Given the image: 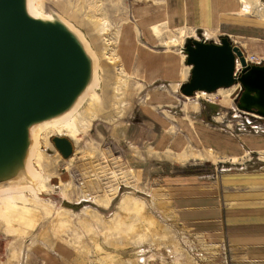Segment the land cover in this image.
<instances>
[{
	"label": "rangeland",
	"instance_id": "1",
	"mask_svg": "<svg viewBox=\"0 0 264 264\" xmlns=\"http://www.w3.org/2000/svg\"><path fill=\"white\" fill-rule=\"evenodd\" d=\"M242 2L251 13L262 12L259 0ZM34 3L37 12L67 23L89 45L98 84L71 125L46 128L39 136L32 159L41 176L37 194L0 196V264H264L229 244L226 231L211 241L209 229L196 227L226 224L223 216L211 217L219 210L217 199L224 207V175L264 172V116L239 108L240 83L229 91L233 86L182 94L191 75L185 47L194 40L227 37L260 65L264 55L248 38L230 34L233 28L202 25L171 31L157 24L153 36L161 44L154 47L144 25L150 28L162 10L149 9L144 31L134 39L127 27L136 0ZM147 52L172 66L165 76L163 62L151 54L148 59ZM213 134L228 150L208 144ZM54 136L71 140L69 158ZM14 207L22 211L8 213Z\"/></svg>",
	"mask_w": 264,
	"mask_h": 264
},
{
	"label": "water",
	"instance_id": "2",
	"mask_svg": "<svg viewBox=\"0 0 264 264\" xmlns=\"http://www.w3.org/2000/svg\"><path fill=\"white\" fill-rule=\"evenodd\" d=\"M28 1L0 0V188L32 183L27 170L32 130L70 110L96 72L81 35L57 17L33 16ZM185 54L191 75L183 95L239 82L244 88L239 108L264 116L253 108L258 100L264 103V65L248 64L227 37L194 40ZM237 62L242 68L234 75ZM52 141L64 158L73 154L68 137Z\"/></svg>",
	"mask_w": 264,
	"mask_h": 264
},
{
	"label": "crops",
	"instance_id": "3",
	"mask_svg": "<svg viewBox=\"0 0 264 264\" xmlns=\"http://www.w3.org/2000/svg\"><path fill=\"white\" fill-rule=\"evenodd\" d=\"M149 1L136 0L135 6L131 8L133 19L127 27V31L134 39H137L138 32L144 31L145 27V35L150 43L154 47L160 46L161 43H157L159 39L153 36L154 31H150L151 27L147 28L143 24V19L149 17L147 14L150 13V10L153 13L155 10L157 12L162 10V15L156 17L153 23L148 25L152 26L155 23L156 28L158 24L171 31L175 28L193 27L194 25L233 28L236 32L230 31L232 32H229L230 34L248 38L245 40L247 44H250L251 48L260 55H264V0H259L261 4L252 0L254 4L259 5L261 13H251L242 0ZM155 5H159L160 8ZM262 6L263 9H261ZM148 48L150 47L144 51H147ZM146 54L148 59L151 54L153 59L163 62V67L159 68L163 69L162 75L165 76L168 68H172L161 55L157 58L151 52ZM172 73L176 76L178 69L176 68ZM207 141L210 146H225V142L214 134L208 135ZM225 147L224 149L228 150L229 147ZM222 184L224 186L220 198L224 202L225 208L220 210V201L217 199L219 210L213 209L211 217L217 219V217L223 216L226 224H222L218 220L210 224H197L196 227L203 230L209 229L208 237L213 239L211 241L221 239L224 235L223 231H226L225 236L229 244L246 251L245 257L249 261L264 262V172L226 174L221 180Z\"/></svg>",
	"mask_w": 264,
	"mask_h": 264
},
{
	"label": "bare ground",
	"instance_id": "4",
	"mask_svg": "<svg viewBox=\"0 0 264 264\" xmlns=\"http://www.w3.org/2000/svg\"><path fill=\"white\" fill-rule=\"evenodd\" d=\"M28 10L33 16L51 19V17L44 16L40 12L36 11L34 0H29L28 1ZM151 31H156V25L155 24L151 26ZM83 43L85 44L86 49L89 51V53L95 59V69L94 70L96 71L97 70V59L95 58L93 51L90 50L89 45L87 43H85L84 40H83ZM112 61L115 62L116 59H113ZM238 65H240L239 62H237V66ZM188 66H190V65H188ZM241 68H242V66H241ZM241 68H239V72H240ZM236 73H237V70H235L234 75H237ZM96 75H97V73L94 72V78L92 79L93 81L90 82V84L88 85L87 89L85 90V92H86L85 95L83 97H80L78 99V101L76 102V104L70 110H68L67 112L63 113L62 115H60V116H58L56 118H53V119H50V120H47V121L43 122L42 124L38 125L35 129L32 130L33 141H32V145L30 147V151H29L30 153H29V158H28V162H27V170H28L29 177L32 179V183L25 184V185L24 184H16V185H14L12 187L0 188V196L9 195V194H12V193H23L24 191H28V192L32 193L33 195H35V193L37 194L38 184L40 182L41 176H40V173L34 169L33 164H32V161H33L32 159H33V157H35L37 141L39 139V136L42 134V131H44L46 128L47 129L54 128L53 126H56L55 128H58V127H62V126L71 125V120H72L71 118L73 117L74 113L77 111L78 107L80 106V104L82 103L84 98L87 96V94H89V92L91 90H93L95 87H97L96 85L98 84V79H97ZM236 84H239V82L236 83ZM233 85H235V84L219 87L218 89H220V88H228V87H231ZM237 87H239V86H237V85L233 86L232 89H227V91L233 90V89H235ZM218 89H216V90H218ZM227 91H223V92H227ZM204 92H207V91L202 90V91H197L196 93L198 95L199 93H204ZM242 92H244V88L243 87H242ZM245 92L250 94L249 93L250 91H248V90H246ZM196 93H194V94H196ZM208 93H210V92H208ZM255 97L259 98V95H257V93H256ZM242 103L245 104L243 101H242ZM253 108H255L258 111L264 112V103H261L258 100V101H256L253 104ZM18 211H22V210H19V208L15 209V207H14L12 209V211L9 210L8 213H10V212H18ZM149 223H151V222H149Z\"/></svg>",
	"mask_w": 264,
	"mask_h": 264
},
{
	"label": "built area",
	"instance_id": "5",
	"mask_svg": "<svg viewBox=\"0 0 264 264\" xmlns=\"http://www.w3.org/2000/svg\"><path fill=\"white\" fill-rule=\"evenodd\" d=\"M246 61L249 64H256V63H258L255 57H251V58L250 57H248V58L246 57Z\"/></svg>",
	"mask_w": 264,
	"mask_h": 264
}]
</instances>
